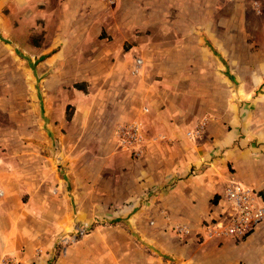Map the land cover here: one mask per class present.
Returning a JSON list of instances; mask_svg holds the SVG:
<instances>
[{
  "label": "crops",
  "instance_id": "0c3cea01",
  "mask_svg": "<svg viewBox=\"0 0 264 264\" xmlns=\"http://www.w3.org/2000/svg\"><path fill=\"white\" fill-rule=\"evenodd\" d=\"M181 4L176 0H0V38L10 36L17 43V37L24 34L26 20L47 29L43 39L46 46L32 52L40 54L38 57L48 67L54 66L50 78L41 87L50 85L44 119L55 132L52 136L40 134L39 139L45 141L41 147L21 148L18 152L21 170L14 172L15 198L11 201L9 196L0 198V264H264V240L260 239L264 232L252 231L236 242L231 237L211 235L201 225L205 218L216 214L220 204H226L221 196L231 178L257 193L264 192V119L256 130H251L244 112L234 117L231 110L229 115L223 113L217 122L209 123L211 140L195 142L191 147L183 140L182 152L173 147L167 151L165 144L154 141L159 134L150 138L147 164L140 179L133 182L127 199L144 196L142 204L145 203L148 215L156 216V225L146 226L144 219L141 222L135 215L130 218L125 213L114 215L116 220L126 219L137 233L142 232L147 248L129 241L119 227H98L88 238L73 242L51 258L57 235L69 231L75 222L94 218L102 210L91 212L92 208L85 203L83 210L89 212L72 217L71 200L51 193L53 188L59 191L63 187L56 174L60 151L53 146L55 138H65L60 134L61 128L70 121L84 120V123L88 118H96L99 126L111 133L114 126L131 120L136 109L135 83L132 84L135 79L130 77L128 67L134 46L125 48L126 43L148 46L150 53L162 58L170 51L164 47L190 40L197 44L205 36L212 38L207 35L206 22L200 27L199 23L193 25L191 19H181ZM135 11L144 18L136 19ZM70 15L76 18L72 21ZM74 27L81 32L74 31ZM88 41L92 42L90 46ZM42 66L38 67L40 75ZM75 70H80L82 76L72 79L71 75L68 80L67 74ZM83 81L88 82V90L95 99H80L73 104L74 111L69 116L67 109L72 105L60 98L59 88L72 83V89L83 94L80 85ZM251 89L243 86L237 91L246 98L239 104L264 106V80H257L256 88ZM229 103L225 101L224 106L227 108ZM244 125L247 132L239 128ZM181 135L177 133L175 138H182ZM85 152L63 154L82 156ZM193 165L201 168L199 174H189ZM172 179L173 188L152 196L153 188H161ZM0 188L9 193L10 186L1 181ZM215 195L220 196L218 205L211 201ZM171 220L185 223L191 233L186 236L172 233L167 229Z\"/></svg>",
  "mask_w": 264,
  "mask_h": 264
},
{
  "label": "rangeland",
  "instance_id": "374dc122",
  "mask_svg": "<svg viewBox=\"0 0 264 264\" xmlns=\"http://www.w3.org/2000/svg\"><path fill=\"white\" fill-rule=\"evenodd\" d=\"M176 2L182 3V11L179 12L181 19H191L193 25L199 23L200 27L206 22L207 35L212 38L206 36L199 38L197 44L194 40L177 46L174 43L171 47L169 45L171 49L164 47L170 51L162 58L150 53L146 49L148 46L143 48L138 42L126 43L125 48L134 46V50H131L132 62L128 67L130 77L135 79L132 84L135 83L133 100L136 109L131 120L114 126L111 133L103 126H99L96 118H88L84 123H82L84 120L70 121L61 128L60 134L65 138L54 140V148L60 151V155H57L56 174L63 187L59 188V191L53 188L51 193L66 196L71 200L72 217L78 213L83 215L89 212L83 210L85 203L92 208L91 212L102 209L100 216L84 220L92 223L91 229L77 240L88 238L98 227H119L125 231L129 241L143 249L147 248L142 232L137 233L126 219L116 220L114 215L125 213L128 218L135 215L141 222L144 219L146 226L156 225L154 224L157 222L156 216L153 218L148 215L145 203L142 204L144 196L135 195L133 200L127 199L132 193L133 182L140 179L143 174L147 164L146 149L151 146L150 138L155 134L159 135L154 141L165 144L168 147L167 151L173 147L176 151L182 152L184 141L191 147L195 142L201 144L200 142L207 139L211 140L212 137L208 134L209 123L217 122L223 113L229 115V110L234 117L237 115L239 117V114L244 112L243 116L249 120L251 130H256L258 123L264 119L262 118L264 106L240 105L245 96L242 92H237L243 86L245 89L247 86L252 87L253 90L256 88L257 80L260 78L264 80V0H215L214 3L210 0H176ZM134 15L136 19L144 18L142 13L140 15L136 11ZM145 16L147 18L148 13ZM69 18L73 21L76 17L70 15ZM36 21L40 22L41 19ZM24 23H27V26L24 28V34L17 37V43L12 42L10 36L0 38V181L10 186L8 194L0 188V198L9 196V201L15 198L14 172L21 170L19 150L41 147L45 141L39 139L40 134L52 136L55 133L44 119V105L49 100L50 85L47 88L41 87V83L50 78L54 66L48 67L44 59L38 57L40 54L32 52L46 46L47 43H43V39L47 29L33 26L28 20ZM64 25L60 28L61 38ZM76 30L81 32L80 28L74 27V31ZM90 38L92 37H89V40ZM88 43L90 46L92 42ZM136 58L142 59V65L138 72L132 73ZM39 65H43L41 75L38 71ZM85 68L82 69L83 73ZM80 73V70L69 72L67 78L79 79ZM80 85L83 94L72 89V83L59 88L62 89L60 98L72 105L67 109L69 116L74 111L73 104L80 99H95L88 90L87 81L81 82ZM94 85L96 87L97 81ZM225 101L231 102L227 108L224 106ZM239 108L241 111L238 113ZM126 125H137L139 138L124 145L117 134L118 129ZM239 128L247 132L246 125ZM196 129L199 130L198 134H195ZM177 133H182V138H177L178 136L175 138ZM78 150L86 152L82 156L63 154L75 153ZM190 169L192 170L190 175L201 172L199 171L201 168H196L195 165ZM173 180L161 188H153L152 196H159L173 188L175 186ZM230 181L238 182L231 178L227 183ZM221 197L223 199V193ZM219 198L220 196L216 198V202L211 199L214 205L219 204ZM226 209L227 204H220L216 214L213 217L208 215L201 225L208 230L210 224L226 215ZM76 223L79 221L74 224ZM178 227H187L188 235L191 233L188 225L183 222L171 220L167 223V229L172 233L181 234L176 230ZM255 230L264 232V217L255 226L253 231ZM106 234L110 236V233ZM260 239L264 240V233ZM234 240L238 242L241 239ZM68 245L58 247L55 243L51 258L60 255ZM163 259L168 260L165 257Z\"/></svg>",
  "mask_w": 264,
  "mask_h": 264
},
{
  "label": "built area",
  "instance_id": "2783aa9c",
  "mask_svg": "<svg viewBox=\"0 0 264 264\" xmlns=\"http://www.w3.org/2000/svg\"><path fill=\"white\" fill-rule=\"evenodd\" d=\"M141 65L142 59L136 58L132 73L138 72ZM118 130L117 136L124 145L139 138L137 125L121 126ZM195 131V134L199 133L198 129ZM258 197L259 195L254 189L246 187L239 182L230 181L227 183L223 191V199L227 204L226 215H223L215 223L210 224L208 227L209 234L242 240L254 230L255 226L264 217V205L259 200L260 197ZM91 225L92 223L86 221L76 223L72 229L57 236L56 246L63 247L75 242L91 229ZM176 230L181 234L189 233L187 227H178Z\"/></svg>",
  "mask_w": 264,
  "mask_h": 264
},
{
  "label": "trees",
  "instance_id": "16d2710c",
  "mask_svg": "<svg viewBox=\"0 0 264 264\" xmlns=\"http://www.w3.org/2000/svg\"><path fill=\"white\" fill-rule=\"evenodd\" d=\"M75 86H76V84H75ZM258 195L261 197V199L264 200V192H263V191H260V192L258 193ZM218 196H219V195H215V196H214V198H213V201H214V202L217 201L216 198H218Z\"/></svg>",
  "mask_w": 264,
  "mask_h": 264
}]
</instances>
